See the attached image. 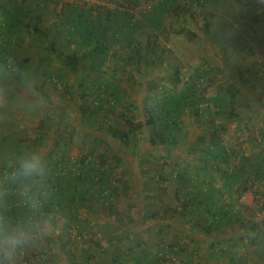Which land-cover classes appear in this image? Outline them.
Instances as JSON below:
<instances>
[{"label": "rangeland", "instance_id": "374dc122", "mask_svg": "<svg viewBox=\"0 0 264 264\" xmlns=\"http://www.w3.org/2000/svg\"><path fill=\"white\" fill-rule=\"evenodd\" d=\"M76 1L83 9L94 5L52 1L50 20L57 31L64 27L66 38L45 37L51 53L31 51L32 42L26 47L11 44L9 74L0 72V202L8 196L14 204L30 198L18 185L2 179L3 161L21 150L34 147L42 152L43 173L53 154L51 176L65 166L67 174L58 177L79 182L81 170L83 178L93 175L82 188L89 196L86 202L60 204L68 202L65 187L53 197L49 191L32 196L39 200L52 230L34 231L18 251L16 264H37L39 259L56 264L60 260L53 231H64L62 242L70 232L91 243L86 231H112L109 220L115 217L120 218L122 234L140 229L151 246L189 236L207 248L225 246L232 240L220 237L198 216L202 209L218 214L230 208L246 223L244 232L256 227L246 244L243 233L234 236L240 243L234 241L231 264H264V223L259 218L264 211V0H100L114 9L107 17L92 10L90 17L105 37L107 55L94 52V38L70 35L77 31L67 21L70 13L57 11V4L70 6ZM3 17L1 8L0 23ZM60 38L68 42L66 53L53 52L60 47ZM72 53L78 61L71 71L65 56ZM17 58L25 63V71L17 69ZM172 106L179 128L173 139L167 129L172 126ZM127 120L142 125L133 126L126 142L106 134L109 127H132ZM216 130L228 164L220 161L222 157L208 162L219 164L221 170L196 160ZM97 151L108 155L103 165ZM222 170L235 171L233 188H223L227 179ZM190 183L192 189L199 188L196 197L192 189L182 192L181 186ZM4 185L13 187L7 191ZM251 193L249 205L243 204ZM19 214L16 210L12 216ZM88 214L98 220L73 221ZM239 225L231 222L232 231L240 230ZM257 232L262 233L259 241ZM36 238L44 252L36 253ZM173 259L160 257L169 264Z\"/></svg>", "mask_w": 264, "mask_h": 264}, {"label": "crops", "instance_id": "0c3cea01", "mask_svg": "<svg viewBox=\"0 0 264 264\" xmlns=\"http://www.w3.org/2000/svg\"><path fill=\"white\" fill-rule=\"evenodd\" d=\"M9 1L11 0H0V9L3 8V6H5L7 3H9ZM52 1L53 0H13V3L8 4L6 9L9 10L7 13H10L11 21L10 18L5 19V17H3L4 20L2 23L4 25L5 22L8 21L9 23L13 24V28H11L9 34L7 33L2 37L0 36L1 42H3L2 48L4 49V47H9L11 44H13L12 46L21 44L24 47L32 45L31 48H29L31 49V51L32 49L36 48L37 51H42L45 54L46 52L51 53L52 50L47 49L50 42L47 43L45 37H49L50 39L53 38V35H60L61 37L66 38V34L63 33L64 27L60 28V30L57 31L56 27H54L53 25V20H50L51 18H53L52 6L54 5ZM55 1L57 3V0ZM76 2L74 4H71L70 6L57 4V11H59L60 13H70L67 16V21H71V19H75L78 16H81L83 12H87L86 8H82L81 3H79L78 1ZM100 3L104 4L105 2L102 1ZM12 4L13 6H11ZM97 9L98 8L96 7L95 10L98 11ZM88 12L91 13L90 10ZM55 24L58 25L61 24V22H56ZM58 32H60V34H58ZM37 40L41 41L40 44L39 41L36 42ZM57 41L60 43V47H58V49L54 50L53 52L60 51L62 53H66L68 42L66 43V41L62 38L58 39ZM30 42H32L31 45ZM37 44H39L38 47L36 46ZM18 61L19 63L16 64L17 69L25 71L26 69L23 67L25 63H22L21 58H19ZM68 180L72 181V178L69 177ZM191 185V183L182 185V192L186 193L188 190H190L189 188L192 187ZM84 187H86V184L81 185V188L84 189ZM245 188L247 187L245 186ZM82 192L85 191L83 190ZM85 193L78 197L76 202H82L83 199L84 201L85 199L88 200L89 196ZM192 195L196 197L195 194ZM250 197L251 198H249L248 200H244L243 204L249 205V200L253 197L252 193L250 194ZM67 199L68 202L66 203V205H76V202L70 201L71 195L67 196ZM92 201L94 200H91V202ZM237 213L238 212H233L231 210V213L229 214L230 219L228 218L229 220L226 219V215L222 218L220 215L215 216V222L212 228H214L216 234H219L220 237L225 236L226 238H230L232 241H229L225 246L215 245L208 248L204 247L203 245L200 246L198 243L191 242V236H189V239L185 241H183V237L164 239V241L161 243L156 242L157 245H153V247L149 244V241L143 240L144 238H142L143 236L141 237L140 229L133 228L122 234L118 227V222L120 221L119 217H115L113 220H109L110 224H113L112 231L104 230L103 228L97 229L95 231H86V235L87 237H89V240L92 244L86 242L85 240H81V236H76L70 232L66 237L68 238V240L62 242L60 240V237L63 236L64 231L59 228L53 231L51 234L52 237L56 238V242L58 245L56 247V250L59 255V260H62L61 262L57 261L56 264H169V262L166 263L165 261L160 260V257L164 255H171L174 258L171 264H231L232 253L235 252L233 251V248H235L233 247L234 241H236L234 236H241V234L243 233L245 235L244 241L246 244L248 243V241H250V238L254 236V232L256 231H250L248 229V232H244V226L246 223L244 222V225L241 226L240 223L241 221H243V218L240 214ZM199 215L200 216L198 217L202 219V214ZM26 217L27 216L18 218L20 220H24ZM86 217L87 220L82 219L81 221V219L79 218L76 220H72L79 224H83L91 220H98V217L92 218V215L90 214L86 215ZM202 221L205 223L203 219ZM227 221L229 222L227 223ZM66 222H68L69 224L72 223L69 220H66ZM231 222L232 225L239 223L240 230L233 232L230 226ZM257 233H260L257 235H262L261 232ZM216 234H213L209 238L215 237ZM200 239L203 240L202 238H199V240ZM34 242H36V247L38 249L36 253L44 252L46 250L45 246L41 244L37 240V238L33 241V243ZM236 243L240 242L236 241ZM203 255L204 259H202ZM34 256L38 257L39 259L38 255L35 254ZM66 256H70L69 261L64 260ZM37 264H42V262H40V259Z\"/></svg>", "mask_w": 264, "mask_h": 264}, {"label": "trees", "instance_id": "16d2710c", "mask_svg": "<svg viewBox=\"0 0 264 264\" xmlns=\"http://www.w3.org/2000/svg\"><path fill=\"white\" fill-rule=\"evenodd\" d=\"M164 1L166 2L168 0H164ZM11 3H13V0L9 1V3H7L2 8V10L4 9L2 12L3 16L5 17V19L10 18V21H11V16H10V13H7L9 10H7L6 7L8 4H11ZM137 3L138 2H135L134 4L137 5ZM92 4H94V5H92V7H90V6L86 7L87 12L85 11L81 14V16H78L75 19H71V21L75 25V28L77 31L74 30V32H70V35H73V33H74V36L79 35V36H81L82 39H85L86 41H88L90 38H94L96 41L95 46H94V52H96V53L99 52L102 55H107L108 47H107L105 37L100 35V33H98V30L96 27L97 22L94 20H90L91 13L88 11L90 10L92 12V10L93 9L95 10V8L97 7L98 8L97 9L98 15H100V17H103V15L105 17H107L114 12V9L109 10V8L107 6H105V4L100 3V0H98V3H92ZM11 6H13V4ZM6 22H8V21H6ZM6 22L4 25H3V23H0V36L1 37L7 33L9 34L11 31V28H13L12 23H9V22L6 23ZM2 44H3V42H1V39H0V59L3 60L4 63L6 61L8 63V60H7V52H8L7 50L8 49H7V47H4V49L1 48ZM65 59L67 60L68 65L70 66L71 71H72L75 68V64L78 61V57L76 56V54L72 53V54H67L65 56ZM8 65L11 66V62H9ZM12 69H13V67H12ZM175 71H176L175 73H177V70H175ZM92 95L94 96V98L98 96V95L96 96L95 93H93ZM98 104L99 105L97 107H101L102 101H99ZM170 111H172V112L170 113V120L169 121L172 123V126L169 127V125H168L167 129H169L168 136L173 139L174 131L179 130V128L177 125L176 116L173 114V106L171 107ZM127 121L129 122L130 126H132V127L128 128L127 130H125L121 127H118V126L109 127L105 131L106 134H108L113 139L122 140V141L126 142L129 139V134L131 132V129H134L133 126L137 128V127H140L142 125V124H136L135 125L133 120H127ZM149 122L152 123V120L150 119ZM170 144L173 145L172 143H170ZM224 152H225V147L223 145L222 136H221L220 132L216 130V133L214 135V140H211L210 142H208L205 145V147L201 150V155L198 156L196 158V160H198V161L201 160L202 162H205V163L207 162L206 165L212 166L214 169L221 170V166H219V164H213L211 162H208V160L212 159L210 161H214L215 159L222 157V158H220L221 159L220 161L224 162V164H228L227 163L228 161L223 157ZM96 157L99 160V163H101V165H103L105 160L108 158V155L105 154V152L97 151ZM54 158H55V156L53 157V154H50V159L47 162L48 171H44L45 174L42 173L43 175H41V177H42L41 182H40L41 187H39L38 184L36 183L38 181V176H37V178L35 177V179L31 182V188L30 189L32 190V195L31 196L26 195V196L33 198L32 196H34L35 194L43 195L46 191H49L51 193V196L53 197L56 194V192L60 193L59 188L65 187L67 189L66 197L71 195L70 201L76 202L77 198L80 197L83 193H85V192H82L83 189L81 188V185L87 184L86 179L93 178V175H91V173H88L86 178H83L85 176V173H83V171L81 170V172H79L78 176H77V178L79 179V182H76V180H73V179H72V181L68 180V179H66V177L65 178L64 177H62V178L58 177L59 174H62V173H64V175L67 174V173H65V171H67L69 169L65 170L66 169V166H65L63 171H58L59 169L57 170L58 171L57 176H51L50 170H53L55 167V164H56L55 162H53ZM194 160H195V158H194ZM86 170L91 172V170L89 168H87ZM57 171H54V172H57ZM222 173H223L224 177L227 179L223 188L231 189L234 186L233 183H234V179H235V171H227V170L223 171L222 170ZM64 184H67V185H64ZM3 187H5V189L7 191H9L10 189H12L11 187H13V186H11L10 189L7 185H4ZM189 189L191 190L192 188H189ZM190 190H188V191H190ZM198 190H199V188L198 189L193 188L192 193L197 195L196 191H198ZM27 201H28L27 199H22V200L17 201L18 203L14 204L13 201H11V196H8L7 198H3V200H1V202H0V213H4L5 209L7 208V214L12 215L13 211L17 210V212L20 214L16 217L22 218L25 215H27L26 214L27 212H29V207H28ZM59 203L62 205H66V202H63L61 200L59 201ZM46 204H48V203H46ZM188 204H192V202H190V200H189ZM69 206H73V204H71ZM187 206H189V205H187ZM231 210H232L231 208L230 209H222L218 214H216V212H212L209 214V211L207 209H202L201 211L203 214L201 217L203 218L205 223L208 222L209 226L212 228L213 224L215 222V216L220 215L222 218L226 215V217H227L226 219H228V218L230 219L229 214L231 213ZM228 222L229 221H227V223ZM240 224H241V226L244 225V223H240ZM248 229L250 231H255L256 227L249 226ZM256 237H255V240H257Z\"/></svg>", "mask_w": 264, "mask_h": 264}, {"label": "clouds", "instance_id": "9594fccd", "mask_svg": "<svg viewBox=\"0 0 264 264\" xmlns=\"http://www.w3.org/2000/svg\"><path fill=\"white\" fill-rule=\"evenodd\" d=\"M4 76L9 74L7 61L0 65ZM43 154L37 148H29L14 153L3 161L2 179L11 185H18L21 194L27 195L29 183L43 173ZM30 215L24 220L0 213V264H16L17 253L32 238L34 231L48 232L52 230L48 217L41 210L38 199L27 201Z\"/></svg>", "mask_w": 264, "mask_h": 264}, {"label": "built area", "instance_id": "2783aa9c", "mask_svg": "<svg viewBox=\"0 0 264 264\" xmlns=\"http://www.w3.org/2000/svg\"><path fill=\"white\" fill-rule=\"evenodd\" d=\"M82 1L87 2V3H98V0H82ZM259 218L264 223V211L260 212Z\"/></svg>", "mask_w": 264, "mask_h": 264}]
</instances>
